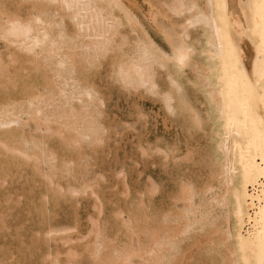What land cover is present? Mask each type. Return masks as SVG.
<instances>
[{"label": "bare ground", "instance_id": "bare-ground-1", "mask_svg": "<svg viewBox=\"0 0 264 264\" xmlns=\"http://www.w3.org/2000/svg\"><path fill=\"white\" fill-rule=\"evenodd\" d=\"M154 2L152 1L150 3ZM12 4L17 5V10L20 7H26L28 14L24 16L16 11L15 13L7 12V6ZM164 5L175 18H180L179 22H181L180 30L177 29L178 31L172 29L173 25L176 23H173L171 29H160L159 33L162 41L165 43V48L158 45L152 36H150L151 34L149 35V32L147 33V29L145 30L143 27L144 24L142 25L143 21L141 22L139 20L137 17L138 15L136 16V13L134 14L131 11L128 4L126 5L124 3V0H0V93H11L8 97L14 99L13 101H10L9 98H2L0 100V149L4 150L12 159L16 158L24 162L23 168L26 167L24 166L25 163L32 164L43 180H45L48 187H52L53 189V187H55L53 185H57V187L61 189L62 187L57 183V178H55L58 172H62L61 174L63 177L67 175L71 176L72 173H74L72 168L77 167V165L75 164L76 166L72 167L73 164L68 160V162L64 161L63 164L58 165L59 158L57 159L55 155L58 150H56V152L54 151V153L52 152L53 150L48 149L45 138L55 135L63 140L66 145H71V147L74 146V148L75 146L81 148L82 145H85V147L94 146L95 144L103 142L102 137L106 128H104V126H107L102 124V113L98 112L99 108H104L103 105L105 102L102 98L103 95L101 97V91H99V93L98 90H96L98 88L94 89L93 85H90V83L88 84L84 77H82L86 72L99 65L101 59L112 56V75L124 88L127 90L142 89L153 95H161L169 115L171 114L174 116L175 113H182L183 115V112H188L200 127V124L203 122H201L194 108L180 98V101H176L177 99H175V94H172L173 92H160L156 82L157 69H162V71L166 70L169 83L173 87V90L180 93L183 87L181 85L182 81L180 82L179 79L185 75L187 70H190V72L194 71L196 72L197 83L200 84L202 89L204 102H206L205 104L208 108V115L211 119V121H209L212 122V138L210 141L213 143L214 154L212 152L211 154H213V156L209 159L212 162L211 165L213 167L211 169L213 172L210 174V177L208 176L209 178L206 182L203 185L201 184L202 186L196 184L197 182L194 183L188 179H183L185 177L182 175L183 178L178 182L179 188L177 190V196L175 198L173 197V208L160 213V221L156 222L157 225H154L152 220H148L147 226H145L144 223L145 236L143 237H145V239L143 242L141 241V237L133 231L130 236L131 245L124 246L117 244V241L115 243L112 238L111 240L106 239L104 236L107 234L103 235L100 230L101 228H97L96 224L93 222V225L96 226V230L94 231L93 247L91 251L89 250L90 257L93 258L96 264H179L186 255L184 254L185 251L183 249L184 247L182 248V243L192 240L199 252L197 253V264H201V262H206V264H264V0H169L165 2ZM151 6L153 7L152 4ZM155 9L157 10V8ZM152 13H154V15L151 14L150 22L154 25L156 24L155 17L157 13ZM168 15L170 14L168 13ZM157 16L159 17V15ZM170 19L172 20V18ZM166 21H168V19ZM174 21L176 22L175 19L173 22ZM170 23L172 22L170 21ZM124 27L130 28L132 36L134 35L133 38H129V35L127 36L126 33H122L123 31H121V29ZM155 27L158 28L157 25ZM195 28L202 30L203 37V44L202 46L199 45L201 48L198 51V54H200L203 59L201 61H204L200 71L195 70L196 64L193 68L194 63H192V61L195 60L193 56L196 54L198 48L194 47V45L190 44L188 41L190 30ZM197 34L198 33H196V35ZM7 58L11 60L8 61ZM198 60L199 59H197V62ZM9 63H12L14 66H16L14 63H18L22 73L24 72L25 76L27 75V77L24 78L26 80L22 81V76L15 77V74H10L8 70ZM171 69L173 71H171ZM16 73L18 74V72ZM99 75L100 74H98V76ZM19 80H21L20 83ZM30 80L32 82H30ZM18 83L21 85L19 86ZM160 84L162 85V82ZM165 86L167 87V85ZM11 88H15V91L13 92ZM142 90H139V92ZM130 92L132 91H129V93ZM95 93H98L97 98H94ZM193 94L194 93H192V95ZM205 115L206 114H204V117ZM178 116L180 117V114H178ZM134 124L138 123L136 122ZM209 124L210 123H208V125ZM203 127H205V125ZM132 128L134 129V127ZM189 130H191V128ZM107 131L106 129V132ZM192 132H194V130ZM34 134L37 136L40 134L41 138H37ZM196 134L197 132H195V135ZM106 135L109 136L108 133ZM138 136L141 135L138 134ZM211 136L209 134L208 138ZM106 138L104 139L106 140ZM186 138L188 137L186 136ZM165 142L167 141L165 140ZM155 143H157V141ZM197 144L199 145V143ZM102 145L104 144L102 143ZM168 145V143H165V149L162 147L161 150L167 159L166 162H168L170 156L173 159L178 157L176 156L178 152L177 144L174 147H170L171 144ZM49 146L51 147V144ZM55 147L53 149H55ZM206 147L205 149L209 148V146ZM142 149L144 148L142 147ZM199 149L195 148L194 150ZM143 151L146 152L147 149ZM148 151L150 152L152 150L149 149ZM207 151H210V149ZM94 152L93 150V153ZM2 153L0 155H2ZM101 153H99V155ZM206 153L209 154L208 152ZM88 154H90V152ZM149 154L146 155L148 156ZM106 156L108 155L106 154ZM106 156L104 155V157ZM205 157L207 158V156ZM87 158L85 160H87ZM12 159H10V162ZM81 159L84 160L83 158ZM176 160H178V158ZM210 160L207 161L210 163ZM203 161L205 162V160ZM199 162L197 164H199ZM84 164L86 165V162H84ZM12 165L11 167L9 165L10 169L14 168ZM20 165L22 164L18 161V166ZM91 167L92 166H90V169ZM208 167H210V164L207 168ZM170 169L171 167L169 170ZM187 169H189V167H187ZM199 169H201V167H199ZM31 170L30 172L33 173V170ZM86 170L88 169L84 171ZM181 170H183V168H181ZM87 172H84V174ZM30 176L32 175L30 174ZM36 176H38V174ZM10 177L12 179V176ZM166 178L167 176H165V179ZM28 179L30 178H27V180ZM196 179L197 178L194 180ZM87 180L88 179H86L85 182ZM1 181L3 182L4 180ZM25 183L22 182V185ZM161 183L162 181H160V184ZM178 183L176 184L178 185ZM86 184L88 185L87 187L91 185L90 183V185L88 184V181ZM5 185L6 184H4V186ZM172 185L174 186V184ZM155 186L153 184L151 189L149 188L150 192H158V190H156L158 186ZM2 188L4 187L2 186ZM13 191L15 190L13 189ZM46 192L48 191L46 190ZM71 192H77V188L74 187V189H71ZM144 193H146L145 190ZM9 194H7V196ZM33 194L31 195L33 196ZM2 198L3 197H1V199ZM34 198L35 196L32 199ZM39 198H41V196H39ZM147 199H149V197ZM44 200L47 202L46 199ZM152 200L153 198L150 199V201ZM4 202L5 201H3V203ZM17 202L19 201L17 200L15 203L17 204ZM16 204L14 208H16ZM150 207L149 204V208ZM153 207H155V205ZM134 209L132 211H134ZM8 211H11V209ZM40 211L41 210H39V212ZM148 211L149 210H147V212ZM119 212V215H121L122 211ZM124 213L123 211V215H125ZM134 213L135 212L132 214ZM36 214L40 217V213ZM1 217L3 218V216ZM133 217L130 218L132 219ZM147 217L152 219L151 217L154 216L150 214ZM6 218L8 217L6 216ZM15 221L17 220L15 219ZM32 221L31 223H34ZM39 221H41V219ZM91 221H93V219H91ZM122 221L127 229H131L127 219ZM3 224L5 223L3 222ZM104 224L106 223L104 222ZM37 226L40 227V229L38 227V230H41V226ZM1 227L3 228V226ZM8 232L7 230V234ZM53 232L54 231H48L47 235L50 236ZM110 236L112 237V234ZM125 236L126 235H124V237ZM124 241L126 242V239ZM120 242L121 244L123 243L122 240ZM71 251L73 253V250ZM23 252L25 251L23 250ZM42 252L41 250V253ZM193 252L192 254H194ZM58 253L60 254V251ZM74 254L76 255L77 253ZM74 254L70 253L69 256L73 257ZM51 255L52 254H50V256ZM189 256L192 257L191 254ZM5 259L7 261V257ZM50 260H52L51 257ZM75 261H78V259ZM2 262H0V264ZM187 262L189 261L187 260ZM51 264L59 263L54 260Z\"/></svg>", "mask_w": 264, "mask_h": 264}, {"label": "rangeland", "instance_id": "rangeland-1", "mask_svg": "<svg viewBox=\"0 0 264 264\" xmlns=\"http://www.w3.org/2000/svg\"><path fill=\"white\" fill-rule=\"evenodd\" d=\"M152 1L153 2L155 1V2L150 3ZM164 1L167 2L169 0H167V1L166 0H161V1H159V0H126L125 1L124 0V3L126 5L128 4V7L131 9V11L134 14L136 13L135 14L136 16L138 15L137 17L139 18V20L141 22L143 21L142 25L144 24L143 25L144 29L145 30L147 29L146 30L147 33L149 32L148 34L149 35L151 34L150 36H152L154 41H156V43L158 45L165 48L166 47V46H164L165 43L162 41L161 35L159 33L160 29H165V28L171 29L173 23H176L177 25L176 24L173 25L172 29H174L175 31H178V30H180L181 22H179L180 18H175L167 10L166 6L164 5L165 4ZM148 3H150V4H148ZM151 4L153 5V7L151 6ZM13 7H15V8H13ZM134 7H135V9H134ZM137 7H138V9H137ZM20 8H18V10H17V5L12 4V5L7 6L6 11L9 13L10 12L15 13V11H16L17 13H19V14L21 13L24 16L28 14L26 7L25 8L20 7ZM155 8H157V10ZM159 10H160V13H159ZM152 12H155V14L157 13L156 17H155L156 24H154V25L155 26L157 25L158 28L155 27L152 22H150L151 16L154 15V13H152ZM168 13L170 15H168ZM157 15H159V17ZM159 18H161V19H159ZM170 18H172V20ZM167 19H168V21H166ZM174 19L176 20V22L175 21L173 22ZM170 21L172 23H170ZM177 21H178V23H177ZM174 26H175V28H174ZM123 29H121V31H123L122 33H124V34L126 33L127 36L129 35V38L134 37V35L132 36V33L130 32L129 27L128 28L124 27ZM197 29L195 28V29L190 30V37H189L188 41L190 44L194 45V47L198 48V49L196 48L197 52L193 56V59H195L196 61L194 60V61H192V63H194L193 68L196 64L195 70L200 71L203 67L202 65L204 64V61H201L203 59H202V56L200 54H198V51L200 50V48L203 44V37H202V30H200L199 28H197ZM195 32L198 33L199 35L197 34L198 35L197 36ZM199 45H201V46H199ZM106 58H107V60H106ZM106 58L101 59L99 65L93 67L90 71L86 72L87 75L84 74V76H82V77H84L85 81L88 84L90 83V85H93L94 89L98 88L96 90H98V92L101 91V93L99 92L101 97L103 95L102 98L105 102L103 105L104 108H99L98 112L102 113V116H101L102 124L107 125V126L103 125L104 128L106 127L105 131L103 133V137L107 133L109 135V136L106 135L104 137V138L107 137L106 140L102 137L103 142H101L100 144L98 143V144H95L94 146L92 145V146H86V147H85V145L84 146L82 145L81 148L78 146H75V148H74V146L71 147V145H66L65 142H63V140L59 139L55 135L50 136L49 138H45L48 149L53 150L52 152H54V151L56 152V150H58L57 154L54 152L57 159L59 158L58 159V165L63 164L64 161L65 162H68V161L71 162L73 164V166H72V164L70 163L72 167H75L77 165V167L72 168V171L74 170L73 171L74 173H72L71 176L67 175V176L63 177L61 174L62 172H58V175L55 178H57V180H56L57 183L62 187L61 189L59 187H57V185H53V186H55V187H53V189H52V187H48L46 185L45 180H43L41 175L37 172V170L35 169V167L32 164H26L25 163L24 166H26V167L23 168L24 162H22L21 160H18L16 158L12 159V157L7 155L4 150L0 149V152L1 153L3 152L2 155H0V170L2 169L0 171V187L1 188H2V186L4 187L2 189L0 188V212H1V214H0V246H3V247H0V262L4 261L1 264H4L5 262H6L5 264H7V263L8 264H20V263L21 264H51V262H53L54 260H56L59 264H85V263L90 264L91 261H92L91 264H96L95 261L93 260V258L90 257V251L93 247V241H94V236H95L94 231L96 230V226H97V228L99 227V229L101 228L100 230H101L103 235L107 234L106 236L108 238L106 236H104L106 239L111 240V238H112V240H114L115 243L117 241V244L124 245V246L131 245L130 236H131V232H133V231L138 236L141 237V241L143 242L145 239V237H143V236H145V226H147V223L149 222L148 220H152L154 222V225H157L156 222L160 221V213L166 212L167 210H171L173 208L172 204L174 202V198L177 196V193H178L177 190L179 188V183H178L179 180L182 179L183 177H185L183 179H188L194 183L197 182L196 184H198V185L200 184L199 186H202L206 182V180L210 177V174L213 172V170L211 169L213 167L211 165L212 162L209 159V158H212V156L214 154L213 143H212V141H210L212 138V136H211L212 122H210L211 119L209 118V115H208V108H207V105L205 104L206 102H204L205 100H204L203 93L201 91L202 90L201 86H200V84L197 83V78H196V74H195L196 72H194V71L190 72V70H187L185 75H183L179 79L180 82L182 81L181 85L183 87L180 93L173 90V87L169 83V79L167 77V71L166 70L162 71V69H157V71H156L157 75L156 76L158 77V80L156 77V82L158 84L160 92H167V91L170 93L173 92L172 94L173 95L175 94L174 96H176L175 97V99H177L176 101H180V99H182L185 103L189 104L190 106H192L194 108V111L199 116L201 122H203V123H201L202 125L200 124V127H199V125L196 124V122L193 120V117H191V114H189L188 112H183V115H182V113H175L176 115L174 114V116L171 114L169 115V113L167 112L165 105L162 101L161 95L160 96L159 95H153V94L145 92L142 89L127 90L126 88H124L119 82H117L114 79V77L112 75V56H110V57L107 56ZM197 59H199L198 62L200 63V65L197 62ZM7 60L9 61L11 59L7 58ZM105 60L107 61V63ZM14 64L16 66H14L12 63L8 64V70H9L10 74H15V77L16 76H19V77L22 76L23 79H21V80L22 81L26 80L24 78L27 77V75L25 76L24 72L22 73V71L19 69V64L18 63H14ZM198 65L200 66V68ZM9 67H12V68H9ZM14 70H15V72H14ZM192 70H194V69H192ZM171 71H173V70L171 69ZM16 72H18V74ZM157 72H159V73H157ZM19 74H21V75H19ZM98 74H100V75L98 76ZM188 77H189V79H188ZM21 80H19V83ZM193 81H194V85H193ZM30 82H32V81L30 80ZM161 82H162V85L160 84ZM183 82H184V84H183ZM19 83H18V85L20 86L21 84H19ZM163 83L165 85H167L168 88ZM114 84H116V85H114ZM159 84H160V86H159ZM11 90L14 92L15 88H11ZM139 90H142V91L139 92ZM198 90H199V92H198ZM110 91H112V92H110ZM123 91H124V93H123ZM129 91H132V92L129 93ZM192 93H194V94L192 95ZM9 94H11V93H7V92L0 93V100L2 98H9L10 101H13L14 99L12 97H8ZM115 94H117V95H115ZM178 95H179V97H178ZM150 96L152 97V99ZM97 97H98V93H95L94 98H97ZM197 99L200 101H198ZM134 100H135V102H134ZM203 106H205V107H203ZM136 112H137V114H136ZM178 114H180V117L178 116ZM204 114H206L205 115L206 118L204 117ZM103 115H104V117H103ZM177 116H178V118H177ZM207 116H208V118H207ZM136 119H137V121H136ZM173 119H175V120H173ZM184 119H186V120H184ZM204 119L206 120V122ZM105 120H106V122H105ZM140 121H141V123H140ZM136 122L138 124H134ZM179 123H180V125H179ZM208 123H210V124L208 125ZM143 124L145 127L143 126ZM184 124H186V125L188 124V125L186 126ZM120 125H121V127H120ZM127 125L128 126L130 125L131 127L130 126L128 127ZM204 125H205V127H203ZM132 127H134V129ZM208 127H209V129H208ZM190 128H191V130H189ZM106 129L108 130L107 132H106ZM193 130H194V132H192ZM199 131L202 133H200ZM195 132H197L196 135H195ZM208 132L211 136L209 138H208V135H209ZM137 133L141 136H138ZM34 135H36V134H34ZM186 136L188 138H186ZM191 136H193V137H191ZM39 137H40V134H38L37 138H39ZM109 137H110V139H109ZM138 137H141V138H138ZM177 137H178V139H177ZM200 139L202 142L200 141ZM165 140L167 142H165ZM184 140H185V142L187 141L186 146H185ZM156 141H157V143H155ZM192 141L195 143H193ZM205 141H207V142H205ZM105 142H106V144H105ZM176 142H178V143H176ZM180 142H181V144H180ZM55 143H57V144H55ZM102 143L104 145H102ZM158 143H160V144H158ZM165 143H168L169 145L171 144L170 147H172V146L174 147L177 144V147H178L177 154L178 155L176 154V156H178L177 157L178 160H176L177 158L173 159L170 156L171 159L169 157L168 162H166L167 159L165 158L164 153L161 151L162 147H163V149H165V147H166ZM197 143H199V145ZM50 144H51V147L49 146ZM154 144L155 145L157 144V145L155 146ZM202 145H204V146H202ZM206 146H209V148L205 149V148H207ZM54 147H55V149H53ZM112 147H113V149H112ZM142 147L144 149H142ZM180 147H182V148H180ZM197 147H199L200 149ZM179 148L181 151L179 150ZM195 148L199 149L201 152L199 150H194ZM88 149H89V151H88ZM146 149H147L146 152H149L148 150L151 149L152 151L149 152L151 154L143 151ZM182 149H184V150H182ZM209 149H210V151H207ZM93 150L95 152L97 151L96 154H95V152L93 153ZM101 151H102V153H101ZM82 152L85 156L82 154ZM89 152H90V154H88ZM180 152H181V154H180ZM206 152H208L209 154H207ZM212 152H213V154H211ZM72 153H73V155H72ZM99 153H101V154L99 155ZM103 153L105 156H106V154L108 156L104 157ZM191 153L193 156L191 155ZM80 154L82 157L80 156ZM146 154H149V155L147 156ZM158 154L159 155L163 154V155L159 156ZM93 155H94V157H93ZM196 155H198V156H196ZM199 155H200V157H199ZM204 155L207 156V158ZM8 156H9V158H8ZM151 156H152V158H151ZM64 157H65V159H64ZM147 157H148V159H147ZM162 157H164V158H162ZM81 158H83L84 160H82ZM86 158H87V160H85ZM10 159H12L11 162H10ZM200 160H202V161L205 160V162L204 161L202 162ZM207 160H210V163ZM14 161H15V164H17V165L14 164ZM18 161L22 165L18 166ZM83 161L86 162V165L84 164ZM181 161H182V163H181ZM188 161L191 162L192 164L189 163ZM198 162H199V164H197ZM5 163L8 167H9V165L11 167V165L13 164L12 167H14V168L13 169L12 168L10 169V167L8 168L5 165ZM208 163L210 164V167L207 168V166H209ZM80 165H82V166H80ZM201 165H203V166H201ZM1 166H2V168H1ZM90 166H92L91 169H90ZM125 166H127V167H125ZM181 166H183V167H181ZM19 167H21V168H19ZM27 167H28V169H27ZM115 167H116V169H115ZM166 167H168V168H166ZM170 167H171V169L169 170ZM187 167H189V169H187ZM199 167H201V169H199ZM30 168L33 170V173L30 172V170H31ZM181 168H183V170H181ZM4 169H6V170H4ZM85 169H88V170L84 171ZM202 169H204V170H202ZM76 170H77V172H76ZM9 171H10V173H9ZM87 171L91 172V173H88ZM173 171H174V173H173ZM202 171H203V174H202ZM14 172H16V173H14ZM84 172H87V173L84 174ZM193 172H195V173H193ZM3 173L5 174V176ZM17 173H19V174H17ZM162 173L164 174V176ZM13 174H14V176H13ZM30 174L32 176H30ZM37 174H38V176H36ZM81 174H83V175H81ZM87 174H88V176L90 175L91 177L89 176V178H88ZM151 174H153V175H151ZM180 174H181V176H180ZM171 175L173 178L171 177ZM182 175H183V177H182ZM10 176H12V179ZM165 176H167L166 179H165ZM190 176H191V178H190ZM24 177L25 178L27 177L30 179L27 180V178L25 179ZM35 177H37V178H35ZM83 177H84V179L82 180ZM168 177H170L171 179ZM177 178H178V180H177ZM195 178H197L196 179L197 181L194 180ZM18 179L19 180L21 179V180L19 181ZM36 179H37L38 184L36 183ZM86 179H88L87 180L88 184L90 183L92 185L93 189L91 188L90 184H89L90 189H89V187H87L88 186L86 184L87 181L85 182ZM89 179H91V180H89ZM1 180H4V181L2 182ZM17 180H18V183H17ZM159 180L162 181L161 184H160ZM5 181H6V183H5ZM25 181H26V183H25ZM30 181H31V183H30ZM56 181H54V182H56ZM1 182H2V185H1ZM22 182L25 183V184H23L24 186L22 185ZM152 183L154 184V186L155 185L158 186V189H156V190H158V192L157 191L150 192L151 186L153 185ZM169 183L174 184V186L172 184L170 185ZM176 183H178V185ZM4 184H6V185L4 186ZM30 184H31V186H30ZM39 185H41V186H39ZM85 185H86V187H85ZM167 185H169V186H167ZM36 186L40 187V188H37ZM74 187L77 188L78 193L77 192H71V189H74ZM69 188H70V190H69ZM84 188H85V190H84ZM155 188H156V186H155ZM172 188H173V190H172ZM13 189L15 191H13ZM35 189H37V190H35ZM62 189H63V192H62ZM20 190H22V191H20ZM46 190L48 192H46ZM144 190L146 191L147 194L144 193ZM160 190H161V192H160ZM17 191L18 192L20 191V192L18 193ZM34 191L37 193H35ZM54 191H56V192H54ZM64 191H66V192H64ZM50 193L52 194L53 197L51 196ZM149 193H151V194H149ZM172 193H173V195H175V194L176 195L173 196ZM7 194H9V195L7 196ZM25 194H26V196H25ZM31 194H33V196ZM42 194H44V195H42ZM63 194L66 196H64ZM38 195L41 196V198H39ZM141 195H143V196H141ZM144 195H145V197H144ZM31 196H32V198L35 196V198L32 199ZM1 197H3L4 199L3 198L1 199ZM10 197L12 200L10 199ZM50 197H52V198H50ZM148 197H149V199H147ZM152 198H153V200L150 201V199H152ZM16 199L19 201V202H17V204L15 203L17 201ZM44 199H46L47 202ZM51 199L54 201H52ZM49 200H51V201H49ZM160 200H162V201H160ZM166 200H167V202H166ZM3 201H5V202L3 203ZM20 201H21V203H20ZM62 201H64V202H62ZM141 201H143V202H141ZM48 202H49V205H48ZM160 202H161V204H160ZM3 204H5L6 206ZM15 204H16V208H14ZM149 204L152 208L151 207L149 208ZM32 205H33V207H32ZM51 205H53V206H51ZM154 205H155V207H153ZM161 205H162V207H161ZM144 206H145V209H144ZM27 207H28V209H27ZM133 207L136 209H134ZM159 207H160V209H159ZM154 208L155 209L157 208L156 211ZM10 209H11V211H8ZM33 209H34V211H33ZM58 209H59V211H58ZM133 209H134V211H132ZM161 209H162V211H161ZM163 209H165V210H163ZM39 210H41V211L39 212ZM138 210H140L141 212ZM147 210H149L151 212H149V211L147 212ZM51 211H52V213H51ZM56 211H58V212H56ZM119 211H122L121 215H119L120 214ZM123 211L125 212L124 213L125 215H123ZM152 211H153V213H152ZM76 212H78V213H76ZM131 212L132 213L137 212L136 213L137 215L135 213L132 214ZM154 212L156 213V215ZM36 213H40V217ZM149 213L152 216H154L155 218L151 217L152 219H149L147 217L150 215ZM4 215H6L8 218H6V216H4ZM1 216H3V218ZM15 216H16V218H15ZM27 216L30 218H28ZM42 216H44V217H42ZM130 217H133V218L131 219ZM145 217H146V219H145ZM1 218H2V220H1ZM64 218H66V219H64ZM15 219L17 221H15ZM40 219H41V221H39ZM91 219H93V221H91ZM126 219L129 221V226L131 227V229H127V227L124 225L122 220H126ZM109 220H110V222H109ZM1 221H3L6 225L3 224V222H1ZM31 221L34 223H31ZM117 221H119V222H117ZM93 222L96 224V226L93 225L94 224ZM104 222L106 224H104ZM64 223H65V225H64ZM141 223H142V225H141ZM144 223H145V226H144ZM33 224H34V226H33ZM35 225L36 226L40 225L42 231L38 230L39 226L36 227ZM104 225H105V227H104ZM107 225L109 226V228ZM139 225H140V227H139ZM1 226H3V228ZM27 226H29V227H27ZM42 226H43V228H42ZM64 226H66L67 228ZM71 227H72V229H71ZM106 227H107V229H106ZM55 228H57V229H55ZM69 228H70V231H69ZM25 229L27 232L25 231ZM31 229H32V231H31ZM35 229H36V231H35ZM39 229H40V227H39ZM5 230H6V232H5ZM7 230L9 231L8 234H7ZM57 230H60L61 232L57 231ZM115 230L116 231L118 230V231L116 232ZM48 231H54V232L50 236H48L47 235ZM2 233H3V235H2ZM111 234H112V237L110 236ZM124 235H126V236L124 237ZM39 236H42V237H39ZM109 236H110V238H109ZM49 237H52V238H49ZM125 239H126V242L124 241ZM121 240L123 242L122 244L120 242ZM190 242L187 241V242L182 243L183 246L182 245L181 246H182V248L184 247L183 248L185 251L184 254H186V255L182 259L181 263H179V264H197L198 263L197 253H199V252L196 249V247L194 246L193 241L190 240ZM4 248H5V250H4ZM195 249L197 250V252ZM23 250L25 252H23ZM41 250L43 251L42 253H41ZM71 250H73V253ZM2 251H4V252H2ZM59 251H60V254L58 253ZM192 252L194 254H192ZM70 253L71 254L77 253L76 255L75 254L73 255L74 259L72 256H69ZM50 254H52V255L50 256ZM190 254L193 257V259H192V257L189 256ZM5 256L7 257V261L5 259L6 258ZM50 257L52 260H50ZM77 259H78V261H75ZM79 260H80V262H79ZM89 260H91V261H89ZM183 260H185V261H183ZM187 260L189 262H187ZM13 262H15V263H13ZM185 262H187V263H185ZM201 264H206V262L205 263L201 262Z\"/></svg>", "mask_w": 264, "mask_h": 264}]
</instances>
